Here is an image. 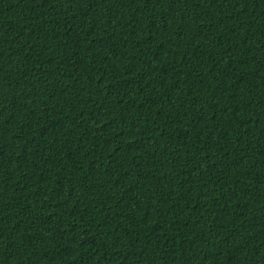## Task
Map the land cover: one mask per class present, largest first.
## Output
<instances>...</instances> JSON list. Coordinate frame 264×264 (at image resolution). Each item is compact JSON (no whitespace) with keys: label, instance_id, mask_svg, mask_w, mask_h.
<instances>
[{"label":"trees","instance_id":"obj_1","mask_svg":"<svg viewBox=\"0 0 264 264\" xmlns=\"http://www.w3.org/2000/svg\"><path fill=\"white\" fill-rule=\"evenodd\" d=\"M0 264H264V0H0Z\"/></svg>","mask_w":264,"mask_h":264}]
</instances>
